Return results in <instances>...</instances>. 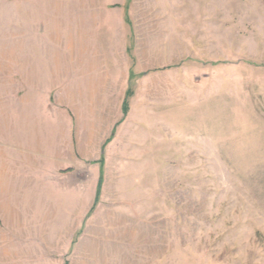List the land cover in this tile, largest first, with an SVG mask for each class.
<instances>
[{
	"label": "rangeland",
	"instance_id": "1",
	"mask_svg": "<svg viewBox=\"0 0 264 264\" xmlns=\"http://www.w3.org/2000/svg\"><path fill=\"white\" fill-rule=\"evenodd\" d=\"M100 1L109 79L97 200L135 227L129 246L89 264H264V0ZM18 7L0 0V45ZM42 180L65 220L76 187Z\"/></svg>",
	"mask_w": 264,
	"mask_h": 264
},
{
	"label": "crops",
	"instance_id": "2",
	"mask_svg": "<svg viewBox=\"0 0 264 264\" xmlns=\"http://www.w3.org/2000/svg\"><path fill=\"white\" fill-rule=\"evenodd\" d=\"M101 6L100 0H19V25L4 29L0 264H89L110 259L111 245L131 244L126 238L135 226L117 208L109 215L104 195L97 200L100 162L86 167L87 160L99 158L107 136L96 128L109 79L101 61ZM41 51L47 65L37 57ZM39 96H46L47 121L36 111ZM45 176H56L64 192L77 189L66 193L75 192L79 205L65 220L42 183Z\"/></svg>",
	"mask_w": 264,
	"mask_h": 264
},
{
	"label": "trees",
	"instance_id": "3",
	"mask_svg": "<svg viewBox=\"0 0 264 264\" xmlns=\"http://www.w3.org/2000/svg\"><path fill=\"white\" fill-rule=\"evenodd\" d=\"M127 103V101H125ZM127 105V104H126ZM109 140V139H108ZM100 171H101V175H100V180H99V185H98V194L101 190V185H102V182H103V175H104V159L101 158L100 159Z\"/></svg>",
	"mask_w": 264,
	"mask_h": 264
}]
</instances>
